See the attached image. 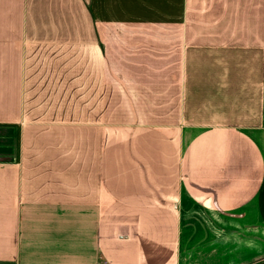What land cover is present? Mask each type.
<instances>
[{
	"label": "crops",
	"instance_id": "1",
	"mask_svg": "<svg viewBox=\"0 0 264 264\" xmlns=\"http://www.w3.org/2000/svg\"><path fill=\"white\" fill-rule=\"evenodd\" d=\"M0 130V264H264V0H0Z\"/></svg>",
	"mask_w": 264,
	"mask_h": 264
},
{
	"label": "rangeland",
	"instance_id": "2",
	"mask_svg": "<svg viewBox=\"0 0 264 264\" xmlns=\"http://www.w3.org/2000/svg\"><path fill=\"white\" fill-rule=\"evenodd\" d=\"M16 140V130H0V159L8 158L7 156L10 155V152L15 149ZM10 146H14V149H11ZM192 220L196 224L191 223ZM209 221L214 222L215 220L209 219L205 213L197 212V210H191L189 216L185 218L187 223L183 225L185 235L183 264H230V252L232 253L231 259L233 263L234 254L238 253L239 239L228 238L227 243H224V224L218 222L210 224ZM213 232L218 234L216 238H219V240L216 241L213 237ZM197 236H199V240L194 239Z\"/></svg>",
	"mask_w": 264,
	"mask_h": 264
},
{
	"label": "built area",
	"instance_id": "3",
	"mask_svg": "<svg viewBox=\"0 0 264 264\" xmlns=\"http://www.w3.org/2000/svg\"><path fill=\"white\" fill-rule=\"evenodd\" d=\"M97 264H107L106 262H101V263H97Z\"/></svg>",
	"mask_w": 264,
	"mask_h": 264
}]
</instances>
